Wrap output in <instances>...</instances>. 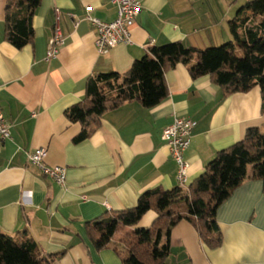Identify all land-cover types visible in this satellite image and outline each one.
<instances>
[{
	"label": "crops",
	"instance_id": "1",
	"mask_svg": "<svg viewBox=\"0 0 264 264\" xmlns=\"http://www.w3.org/2000/svg\"><path fill=\"white\" fill-rule=\"evenodd\" d=\"M6 2L0 0V107L11 135H0V232L22 238L27 231L42 256L64 251L53 264H123L121 235L99 250L87 222L136 206L147 190L178 185V165L162 137L175 117L197 121L184 152L191 184L218 151L244 139L249 128L264 126L260 89L226 96L209 75L193 79L179 63L165 72L169 92L159 105L125 102L107 111L84 140H74L82 125L69 120L66 110L84 99L91 75L124 73L152 46L182 41L206 48L233 40L229 21L237 16L236 3L143 0L131 27L133 43L99 53L87 6L109 22L118 14L111 0H42L33 41L20 49L6 39ZM57 25L65 43L47 60ZM41 147L47 164L66 167L64 187L29 161L27 151ZM263 186L262 179H247L218 207L222 241L216 248L202 241L191 221L179 222L170 234L167 263L264 264ZM156 218L149 210L129 230L149 227Z\"/></svg>",
	"mask_w": 264,
	"mask_h": 264
},
{
	"label": "trees",
	"instance_id": "2",
	"mask_svg": "<svg viewBox=\"0 0 264 264\" xmlns=\"http://www.w3.org/2000/svg\"><path fill=\"white\" fill-rule=\"evenodd\" d=\"M42 0H7L6 39L17 48L34 38L33 17ZM264 13V0H248L229 21L233 40L219 46L197 48L182 41L152 46L124 73L98 72L87 80L83 100L66 110V116L82 125L75 141L89 137L100 125L102 116L129 101L146 108L159 105L168 96L165 72L183 63L193 79L209 75L226 96L259 87L264 113V17L252 24V13ZM247 179H262L264 185V131L249 128L244 139L217 152L204 172L188 189L179 184L169 189L153 188L143 192L136 206L103 215L87 222L93 244L99 250L119 242L123 264H168L170 234L182 220L191 221L203 242L211 248L221 244L222 232L216 213L218 207ZM264 187V186H263ZM149 210L157 218L149 227L137 225ZM64 251L39 254L36 240L24 231L22 238L0 232V264H53Z\"/></svg>",
	"mask_w": 264,
	"mask_h": 264
},
{
	"label": "built area",
	"instance_id": "3",
	"mask_svg": "<svg viewBox=\"0 0 264 264\" xmlns=\"http://www.w3.org/2000/svg\"><path fill=\"white\" fill-rule=\"evenodd\" d=\"M118 6L117 17L109 22L92 16L91 5L87 6V19L96 32V46L99 53H106L118 44H132L131 27L135 24L142 7L143 0H111ZM65 38L61 28L57 25L53 37L48 44L46 59L56 57L60 48L64 45ZM197 121L192 118L175 117L173 123L163 130L162 137L170 148L171 155L178 165V184L184 189L189 188L188 169L189 163L184 157L185 150L190 145V138ZM0 135L8 138L11 135L10 124L6 120L0 107ZM29 161L36 165L44 175L53 178L61 186H65L66 167L61 165H49L46 162L47 149L37 148L27 151Z\"/></svg>",
	"mask_w": 264,
	"mask_h": 264
},
{
	"label": "rangeland",
	"instance_id": "4",
	"mask_svg": "<svg viewBox=\"0 0 264 264\" xmlns=\"http://www.w3.org/2000/svg\"><path fill=\"white\" fill-rule=\"evenodd\" d=\"M231 3L234 2L236 3V9H237V12L238 10H240V8L248 1V0H229ZM252 19H253V22L252 24H254L255 26L259 25L262 18L264 17V13H258V14H255L254 12L252 13ZM262 131H264V126L261 128Z\"/></svg>",
	"mask_w": 264,
	"mask_h": 264
}]
</instances>
